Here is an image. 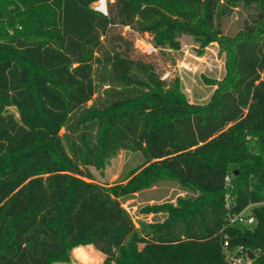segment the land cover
Listing matches in <instances>:
<instances>
[{
    "label": "trees",
    "instance_id": "obj_1",
    "mask_svg": "<svg viewBox=\"0 0 264 264\" xmlns=\"http://www.w3.org/2000/svg\"><path fill=\"white\" fill-rule=\"evenodd\" d=\"M95 1L0 0V264L70 261L86 243L100 264H232L225 236L264 264V0H107V14ZM242 4L253 20L230 37L224 18ZM183 35L227 52L206 104L164 77ZM122 150L139 152L137 174L98 182L91 167ZM168 180L185 195L137 222L118 190ZM248 207L255 224L230 223Z\"/></svg>",
    "mask_w": 264,
    "mask_h": 264
},
{
    "label": "rangeland",
    "instance_id": "obj_2",
    "mask_svg": "<svg viewBox=\"0 0 264 264\" xmlns=\"http://www.w3.org/2000/svg\"><path fill=\"white\" fill-rule=\"evenodd\" d=\"M253 9L245 7L243 4L236 7L234 11L224 18L225 33L233 37L245 24L253 20ZM122 33L134 40L137 50L144 52L150 51L153 45L149 42V36L136 37L128 27L122 29ZM181 49L170 51L162 56V63L165 68L164 77L177 73L180 75L182 89L187 94L188 99L193 103L206 104L216 89L213 81L221 80L226 73L227 52L223 50L218 42L203 45L197 42L191 35L181 37ZM136 50V52H138ZM96 63H104L95 53ZM98 57V58H97ZM10 110L19 117L15 107ZM139 152L122 150L106 166L104 173L101 174L95 167L91 170L100 183L109 186H125L129 183L137 172H131V169L142 162ZM124 206L129 210L134 219L155 220L164 217L163 213L144 214L140 211L146 205L161 204L166 202H176L179 196L185 195V190L177 183L165 181L160 184L144 188L133 194L122 193L118 190ZM241 228L251 227V225L238 224ZM70 261H57L54 264H100L104 253L98 250L92 243H86L76 246L73 250Z\"/></svg>",
    "mask_w": 264,
    "mask_h": 264
},
{
    "label": "built area",
    "instance_id": "obj_3",
    "mask_svg": "<svg viewBox=\"0 0 264 264\" xmlns=\"http://www.w3.org/2000/svg\"><path fill=\"white\" fill-rule=\"evenodd\" d=\"M107 0H96L92 7L95 10L101 11L107 14ZM153 49V47H152ZM225 181L229 186L231 183V175H226ZM233 197L230 194H227V206L230 207L231 203L233 202ZM251 209L248 207L245 210L231 214L229 217V221L231 224H245V225H253L256 223V217L252 213ZM230 240L228 236H225L224 240V248L227 253V257L232 264H251L252 260L248 257L247 250L243 245L237 246L235 248L230 247Z\"/></svg>",
    "mask_w": 264,
    "mask_h": 264
},
{
    "label": "water",
    "instance_id": "obj_4",
    "mask_svg": "<svg viewBox=\"0 0 264 264\" xmlns=\"http://www.w3.org/2000/svg\"><path fill=\"white\" fill-rule=\"evenodd\" d=\"M247 254H248V257L251 259V260H255V252H253L251 249H248L247 250Z\"/></svg>",
    "mask_w": 264,
    "mask_h": 264
},
{
    "label": "crops",
    "instance_id": "obj_5",
    "mask_svg": "<svg viewBox=\"0 0 264 264\" xmlns=\"http://www.w3.org/2000/svg\"><path fill=\"white\" fill-rule=\"evenodd\" d=\"M191 102H192V101H191ZM75 248H76V247H75ZM75 248H74V249H75ZM74 249H73V250H74ZM73 250H72V253H73ZM71 256H72V255H71ZM70 260H71V259H70Z\"/></svg>",
    "mask_w": 264,
    "mask_h": 264
}]
</instances>
